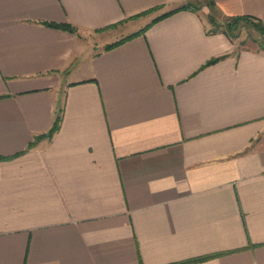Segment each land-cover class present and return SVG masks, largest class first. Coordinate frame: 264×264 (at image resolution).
Instances as JSON below:
<instances>
[{"label": "crops", "instance_id": "1", "mask_svg": "<svg viewBox=\"0 0 264 264\" xmlns=\"http://www.w3.org/2000/svg\"><path fill=\"white\" fill-rule=\"evenodd\" d=\"M187 1L0 0V264H264V51L204 9L92 42Z\"/></svg>", "mask_w": 264, "mask_h": 264}, {"label": "trees", "instance_id": "2", "mask_svg": "<svg viewBox=\"0 0 264 264\" xmlns=\"http://www.w3.org/2000/svg\"><path fill=\"white\" fill-rule=\"evenodd\" d=\"M204 6H206L210 10V12L208 13V16H207L208 23L211 25V29L208 31L209 33L224 34L232 42H234L239 37H241V33L243 32V30H245V29L250 30L249 27H251L252 29L255 28L256 31L259 33L260 38H261V42H259L260 48L262 51H264V27H263V24L260 20L255 19L253 17H249V16H238V17L224 16L223 13L220 11V9L218 8V6L216 5V3L213 0H206V4H204ZM204 6L201 5L200 2L195 4L194 2L188 0L184 6L177 8V9H173L169 12H166V13L158 16L150 24H148L145 28H143L139 32L133 33V34H131L127 37H124V38H122V39H120V40H118L112 44L107 45L105 47V51L112 50V49L124 44L125 42L130 41L133 38L144 34L146 32V30L149 29L155 23H157V22L161 21L162 19L167 18V17H169V16H171V15H173L179 11L190 10V11L197 13L198 11L203 9ZM159 9L160 8H154V9L148 10L146 12H143L142 14L135 16V18H139V17L145 16L148 14H153L156 11H158ZM47 25L50 27H53V28L62 29V30L71 32L73 34H77L79 32V29L77 27L71 25V24L49 23ZM222 58H224V57L215 58V59L211 60L210 62H208L207 65L215 64L219 60H221ZM63 114H64V109L62 108V106L60 104L58 107V111L56 113V118H55L54 124L52 126V129L48 132V134L36 137L34 139V141L29 145V148L34 147L43 137H48L50 139L53 138V136L61 128V125L63 122ZM201 260H204V259L191 260V261H188L187 263H191L194 261H201Z\"/></svg>", "mask_w": 264, "mask_h": 264}, {"label": "rangeland", "instance_id": "3", "mask_svg": "<svg viewBox=\"0 0 264 264\" xmlns=\"http://www.w3.org/2000/svg\"><path fill=\"white\" fill-rule=\"evenodd\" d=\"M192 2H194L195 4L200 2L201 5L204 6V4H206V0H190ZM204 10H207L208 12H210L209 8H207L206 6L203 7ZM158 12L156 11L155 14H151V15H157ZM207 16L206 15V19H207ZM149 17H152V16H149ZM207 22V26L209 28H211V25L208 23V19L206 20ZM138 23H135L134 25H124L122 24L121 25V30H118L114 36H106L107 38L104 39L103 41L101 40V37L99 36H93L92 38V42L94 44V48L95 49H98V48H101V46H103L104 44V41L106 43H110L112 41H115V40H119V38H124L126 37L130 32H132L133 30L136 29V26ZM118 26H116L117 28ZM249 29H245L243 30V32L241 33V37H239L237 40L234 41V44H235V47H236V50L237 51H241V50H252V51H262L261 48H260V43L261 42V38H260V35L259 33L256 31V29H252L251 27H249ZM117 37V39L115 38ZM104 38V37H102ZM101 40V41H100ZM96 46L98 48H96Z\"/></svg>", "mask_w": 264, "mask_h": 264}]
</instances>
